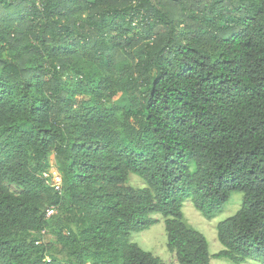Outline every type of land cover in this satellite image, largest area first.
Here are the masks:
<instances>
[{"label":"trees","instance_id":"obj_1","mask_svg":"<svg viewBox=\"0 0 264 264\" xmlns=\"http://www.w3.org/2000/svg\"><path fill=\"white\" fill-rule=\"evenodd\" d=\"M233 192L210 254L183 202ZM152 214L176 264H264V0H0V264H162Z\"/></svg>","mask_w":264,"mask_h":264},{"label":"rangeland","instance_id":"obj_2","mask_svg":"<svg viewBox=\"0 0 264 264\" xmlns=\"http://www.w3.org/2000/svg\"><path fill=\"white\" fill-rule=\"evenodd\" d=\"M48 158H49V166L47 170L44 172V175L47 179V182L49 184H53V181L55 179L52 178L51 173L57 171L56 159L54 155H49ZM56 173H58V171ZM127 184L134 187H140L144 185V182L140 177L131 173L128 177ZM9 188L10 190H15L13 186H9ZM241 200H242V193L233 192L228 202L224 205L222 211H220L210 219H207L204 216H202V214L195 209L191 201L186 200L183 202L182 212L184 215V221L186 222L187 225L195 228L204 235L208 243V251L210 254H214L218 250L222 249V245L217 239L216 224L219 221L225 219L226 217L234 214L240 208ZM151 217L156 219V221L144 230L132 232L130 235V240L132 242L137 243L144 250L151 252L154 256L159 257L162 264H176L177 261L175 254L167 248V237L164 226V217L161 214H152ZM209 264H236V263L225 258L211 257ZM238 264H260V263L253 259H246L244 262Z\"/></svg>","mask_w":264,"mask_h":264},{"label":"built area","instance_id":"obj_3","mask_svg":"<svg viewBox=\"0 0 264 264\" xmlns=\"http://www.w3.org/2000/svg\"><path fill=\"white\" fill-rule=\"evenodd\" d=\"M54 171V170H53ZM57 172V171H56ZM56 172H52L51 174H52V178H54L55 180L53 181V184H55V186L56 187H58V184L60 183V176H59V174L58 173H56ZM52 212V210H49L48 211V214L49 213H51Z\"/></svg>","mask_w":264,"mask_h":264}]
</instances>
